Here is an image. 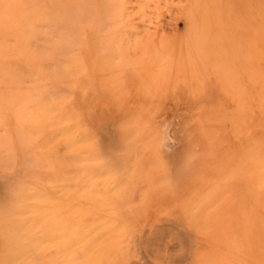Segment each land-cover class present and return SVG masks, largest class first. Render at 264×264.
Here are the masks:
<instances>
[{
    "label": "rangeland",
    "instance_id": "374dc122",
    "mask_svg": "<svg viewBox=\"0 0 264 264\" xmlns=\"http://www.w3.org/2000/svg\"><path fill=\"white\" fill-rule=\"evenodd\" d=\"M0 264H264V0H0Z\"/></svg>",
    "mask_w": 264,
    "mask_h": 264
}]
</instances>
